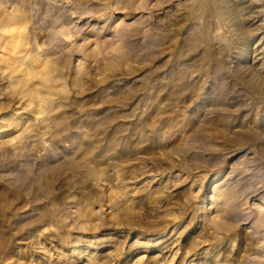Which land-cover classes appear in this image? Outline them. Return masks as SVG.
<instances>
[{
  "label": "rangeland",
  "instance_id": "374dc122",
  "mask_svg": "<svg viewBox=\"0 0 264 264\" xmlns=\"http://www.w3.org/2000/svg\"><path fill=\"white\" fill-rule=\"evenodd\" d=\"M0 264H264V0H0Z\"/></svg>",
  "mask_w": 264,
  "mask_h": 264
}]
</instances>
